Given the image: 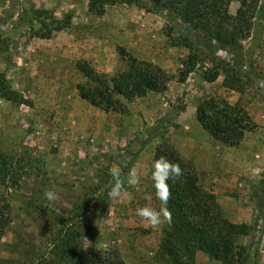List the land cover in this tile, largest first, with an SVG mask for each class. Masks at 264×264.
I'll return each instance as SVG.
<instances>
[{
    "label": "rangeland",
    "instance_id": "rangeland-1",
    "mask_svg": "<svg viewBox=\"0 0 264 264\" xmlns=\"http://www.w3.org/2000/svg\"><path fill=\"white\" fill-rule=\"evenodd\" d=\"M29 2L57 18L69 14L70 25L49 38L33 36L38 23L22 20ZM238 5L232 2L229 11ZM164 14L126 3L95 14L88 0H0V71L20 100L0 98V168L6 172L0 206L9 204L11 219L0 239V264H54L52 232L86 193L109 198L98 227L102 247L115 246L126 264H168L157 253L168 222L153 227L136 215L139 207L161 206L151 173L163 142L192 165L226 219L254 224L246 264H264V0L250 36L233 49H217L242 75L232 89L222 75L203 81L200 64L184 82L177 80L188 49L171 45ZM194 38L213 44L199 34ZM129 56L160 66L170 77L166 88L120 98L121 111H105L79 96L76 85L86 82L79 61L112 75L126 69ZM210 99L241 110L248 128L238 144L228 146L200 125L196 108ZM113 164L122 169L118 197L109 196ZM133 173L136 185L128 183ZM46 190H54L56 199H46ZM194 264L225 263L196 251Z\"/></svg>",
    "mask_w": 264,
    "mask_h": 264
},
{
    "label": "trees",
    "instance_id": "trees-1",
    "mask_svg": "<svg viewBox=\"0 0 264 264\" xmlns=\"http://www.w3.org/2000/svg\"><path fill=\"white\" fill-rule=\"evenodd\" d=\"M232 2L239 4L235 13L229 11ZM115 3L135 5L147 11H165L164 29L171 45L188 49L177 71L179 82H184L200 64L203 81L213 82L222 75L225 87L232 89L240 84L242 75L239 69L219 57L217 49H233L250 36L261 0H88V10L102 14L106 6ZM22 11V20L29 24L38 23L33 36L40 38H49L71 23L69 14L57 18L48 9L37 8L31 2ZM194 34L213 44L205 47L195 40ZM127 60L126 69L112 75L97 72L85 60L79 61L76 67L86 79L85 83L76 85L79 96L105 111H121L123 103L120 98L130 100L149 91L160 92L166 88L170 77L160 66L131 56ZM0 98L20 101L3 71H0ZM240 111L225 101L218 106L210 99L197 106L196 117L212 137L233 146L238 144L248 128L240 120ZM161 157L178 163L182 175L168 182L170 196L167 207L172 219L161 238L158 255L164 257L168 264H194L196 251H201L225 264H246L254 224H237L226 219L215 195L199 184L195 169L180 157L174 147L165 142L158 145L152 164ZM5 176L6 172L0 168V180ZM108 201V196L95 199L86 193L66 216L59 218L50 239L49 252L54 264H126L115 246L100 245L99 221ZM91 206L93 210L88 215ZM9 212V204H1L0 239L11 222ZM241 238H248V244H240Z\"/></svg>",
    "mask_w": 264,
    "mask_h": 264
},
{
    "label": "clouds",
    "instance_id": "clouds-1",
    "mask_svg": "<svg viewBox=\"0 0 264 264\" xmlns=\"http://www.w3.org/2000/svg\"><path fill=\"white\" fill-rule=\"evenodd\" d=\"M110 175L113 179V184L109 191L110 197H118L123 189L121 181L122 169L119 164H113L109 169ZM182 175V170L178 163H174L161 157L155 160L152 164L151 180L155 189V197L161 202V206L156 209L149 206H143L136 209V215L148 221V223L155 227L162 225L165 222L170 223L172 219L171 211L168 209V199L170 196L168 182L170 180L178 179ZM130 185L139 183V177L136 174H131L128 177ZM46 199H56V192L54 190H46L44 193ZM151 199V197H148Z\"/></svg>",
    "mask_w": 264,
    "mask_h": 264
}]
</instances>
